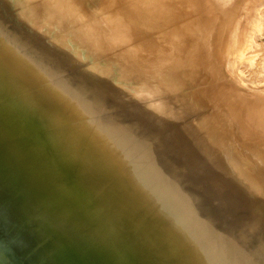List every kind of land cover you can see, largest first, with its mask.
<instances>
[{
    "label": "bare ground",
    "instance_id": "bare-ground-1",
    "mask_svg": "<svg viewBox=\"0 0 264 264\" xmlns=\"http://www.w3.org/2000/svg\"><path fill=\"white\" fill-rule=\"evenodd\" d=\"M124 1L141 13L0 0V128L16 146L0 145L16 162L0 198L52 264H264V143L205 91L223 31L163 41V15L205 10Z\"/></svg>",
    "mask_w": 264,
    "mask_h": 264
},
{
    "label": "rangeland",
    "instance_id": "rangeland-1",
    "mask_svg": "<svg viewBox=\"0 0 264 264\" xmlns=\"http://www.w3.org/2000/svg\"><path fill=\"white\" fill-rule=\"evenodd\" d=\"M82 1H86L97 12L105 13L109 21L114 19L112 4L117 7V14L127 13L134 16L141 13L138 8L130 6L124 0H79V3ZM170 1L174 5L180 3L186 5L188 2H192L199 5L205 12L191 14L185 11L184 14L188 16L180 26L174 23L169 16L163 15V41L167 37L178 36L185 32L186 28H190L196 23L198 30H203L210 35L215 34L218 30L223 31L219 46H216L214 51L216 70L211 75L210 85L205 86V91L209 95L211 92L214 93L213 97L219 103L227 102L229 104L230 109L236 113V115H229L230 123L239 124L244 135L258 137L259 143H264V113L261 110L264 107V0H222L224 3L219 5L215 3V0L209 4H206L205 0ZM141 3L137 2L139 5ZM225 6L226 8H224ZM148 16L149 23L158 21V15L149 14ZM5 19L6 15L1 17L0 25L4 23ZM200 23H213V25L202 28L199 26ZM213 31L216 32L212 33ZM140 39L147 41L146 37ZM148 39L153 49L170 46L161 45L149 37ZM199 39L202 40V37ZM158 84L153 86L161 89L162 85ZM153 86L148 85L147 92L152 90L150 87ZM167 113V117H170V113ZM256 119L261 120L257 122ZM13 141L15 140L6 137L0 128V145L6 150L15 151L16 146ZM2 153L5 152L0 149V189L3 191L1 194L7 197L13 194L9 190L11 189L9 185L14 182L16 177L12 169V165L16 162L13 158L6 157ZM19 158L23 159V157ZM54 203L56 204V201L51 204L53 208L57 206ZM53 208L52 210L50 208L51 212L56 210ZM0 240L7 242V248L12 250L13 238L6 231ZM41 243L46 244V241L43 240ZM88 243L91 244L90 241ZM20 256L23 257L21 254ZM25 262L28 264V261ZM179 264L186 263L180 261Z\"/></svg>",
    "mask_w": 264,
    "mask_h": 264
},
{
    "label": "water",
    "instance_id": "water-1",
    "mask_svg": "<svg viewBox=\"0 0 264 264\" xmlns=\"http://www.w3.org/2000/svg\"><path fill=\"white\" fill-rule=\"evenodd\" d=\"M0 222L6 227L9 234L16 240V244L25 252L33 264H52L43 254L35 240L25 230L20 220L13 214L8 206L0 198ZM6 249L7 244H2L0 240V263L15 264L16 261L13 252Z\"/></svg>",
    "mask_w": 264,
    "mask_h": 264
}]
</instances>
